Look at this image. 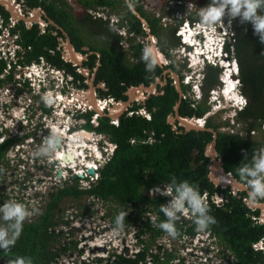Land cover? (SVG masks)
<instances>
[{
	"label": "flooded vegetation",
	"instance_id": "1",
	"mask_svg": "<svg viewBox=\"0 0 264 264\" xmlns=\"http://www.w3.org/2000/svg\"><path fill=\"white\" fill-rule=\"evenodd\" d=\"M4 1L14 6L20 17L14 19L6 4L0 3V120H4L5 127L7 128L9 123L13 124L12 122L26 118L25 125L20 126V129H25L29 122L36 119L38 125L42 124L41 127H36V131L40 129L38 132L41 131L44 135L53 130L60 132V143L55 153L64 152L63 156L72 154L65 150L74 149L77 142L82 143L81 148L86 153H91L90 161L98 164L97 179L94 181L97 183L101 171L117 147L116 143L111 142L109 137L101 132L105 123L118 128L121 122L127 119L145 120L141 138H131L129 143L159 145L166 135L158 132L155 122L162 119L169 128L170 138L189 136V166L192 171L204 166L205 177L213 187L208 190L195 186L207 202L209 214L215 218V223L210 225L209 229L199 232L195 228L194 217L186 210L185 215L182 214L176 223L192 225L194 229L193 235L185 236L180 241L181 250L187 252L198 246L194 256L202 255L205 260L214 257L216 264H245L243 262H247V251H244V260L238 261L228 243L227 235L220 234L217 223L221 220L229 221L227 212L223 211H226V207L234 199L247 209L245 218L250 220L252 226H264L261 210L247 206V202H250L248 186L240 179L237 171L239 167L250 163L254 153L264 147V121L250 118L241 122L237 119L238 114L245 109L247 101L244 107H235V117L228 116L231 120L217 121L215 114L218 110L226 113L224 104L227 100L224 93L227 84L225 78H220L223 70L218 68L215 86L210 82L206 83L204 74L197 76L193 68L188 67L184 49L177 37L173 36L174 33L172 37L178 48L172 56L171 49L161 46L159 41L161 39L158 34V20L153 30L152 17H148L141 7L135 6L137 2L144 6L145 0H38L52 5L54 10H63L64 19L52 8L34 7L29 0ZM136 25L139 26L137 31ZM27 34H35L36 38L30 42ZM150 36L155 38L157 53L161 55L159 58H163V62L151 72L146 70L145 62L141 59V50L149 43ZM41 40L45 45L39 52L34 45ZM207 46L210 48L209 53L217 52L216 45ZM179 49H182L183 54L179 53ZM229 49L231 51L228 58L225 54L221 55L223 62L232 60L233 49ZM176 54L181 60H185L184 66H187L186 72L191 73L190 76H184L176 66ZM229 76L233 84L240 87L238 69L232 74L229 73ZM131 91L133 99L130 101ZM42 95L51 96L53 103L46 106L41 100ZM231 95L230 102L233 103L234 97ZM169 96L174 100L171 111L161 117V113L167 108L165 99ZM208 97L212 108L217 109L215 113L209 110ZM92 102L99 112L93 109ZM123 103L126 106L120 108ZM236 103L241 105V101ZM227 105L233 111L228 101ZM110 114L116 115L115 118H110ZM182 120L195 123L201 130H186L185 126L181 125ZM93 123L96 124L94 128ZM8 134L6 129L0 133V138L4 141L1 145L4 146L9 140ZM29 134L30 137L26 134L21 138L13 137V141L9 140L11 143L20 141V152L26 161L16 165L0 161V192L7 187L16 190L18 186L21 187L22 172L19 166L23 162L26 164L24 168L35 169V174H31V177L34 176L32 180L36 187L45 178L47 171L46 177L52 179L56 174L61 175V172L58 173L55 169V160L47 162V169L42 171L43 178L39 176V166L33 168V165L29 164L31 159L34 162L45 159L34 157L33 153L40 147L41 139L31 138L32 133ZM85 135H88V138H85ZM74 139H77V142H72ZM83 139H87V142L84 143ZM210 146H213V161L245 189L216 186L209 180V169L212 166V159L208 157ZM93 152H97L99 157ZM55 153L50 156L53 157ZM68 183H71V180ZM163 185L167 184L157 186L163 188ZM149 191L150 189L145 192L149 197L165 199V204L170 200L168 196L150 195ZM53 192H49L48 198ZM36 195L38 196V193ZM252 203L264 205V200ZM116 207L119 213H132L128 212V209L132 208ZM157 219L156 215L151 214V227H156ZM127 228L129 227L125 229ZM164 237L168 236L163 235L158 239ZM151 239V234H148L145 245L150 248ZM251 250L254 252V260L264 264V234L252 242Z\"/></svg>",
	"mask_w": 264,
	"mask_h": 264
},
{
	"label": "trees",
	"instance_id": "2",
	"mask_svg": "<svg viewBox=\"0 0 264 264\" xmlns=\"http://www.w3.org/2000/svg\"><path fill=\"white\" fill-rule=\"evenodd\" d=\"M29 1L34 7L52 8V5H46L45 1ZM197 3L205 7L209 0H199ZM54 12H59L61 17L65 14L63 10L59 9L54 10ZM156 22L157 20H154L152 24L153 30ZM234 22L232 58L237 63L238 77L241 82L240 90L247 101L245 109L238 114L237 119L241 122L250 118H259L264 121V44H261L258 36L253 34L249 22L240 23L239 19ZM138 29L139 26L136 25L135 30ZM27 37H30V42L36 38L35 34L33 36L27 34ZM44 45L45 42L41 40L34 46L40 52ZM218 72V68L207 67L204 71L206 83L209 84L210 82L213 84L212 86H215ZM165 100L167 108L161 113V117L171 111L174 102L170 96ZM145 124L146 121L142 119H127L122 121L118 128L108 126L105 123L101 132L106 134L111 142L116 143L117 147L101 171L98 182L86 191H80L73 185H65L53 192L48 198L45 212L39 219L34 223L26 224L24 222L15 245L8 251H0V264H15L17 257L24 258L26 261L30 260L31 264H52L58 256L66 255L68 251L75 250L74 242H70V247L62 246L54 249L57 235L53 232H47L49 227L56 225L53 222L55 219L54 212L64 198L73 200L81 197L96 198L104 203L125 207V209L132 208L134 212L125 216L123 228L140 226L138 235L151 234L152 245L156 239L167 235L158 227V224L165 220L160 211V206L165 204V199L149 197L148 193L145 192L159 184L168 185L173 177L177 183L187 181L194 187L208 190L213 189V187L205 177L204 166L196 171H192L189 166L191 161L190 148L187 146L190 141L189 136L184 135L177 139L170 138L169 128L162 119L155 122L158 132L166 135L159 145H131L129 143L131 138L137 140L141 138ZM6 150L7 146H0V159ZM138 209H140L139 212ZM143 209L144 212H142ZM225 210L223 212H227L229 221H218L217 228L221 231L219 233L227 235L228 243L238 261L244 260V251H247L248 259L247 262L243 263L259 264L253 258L254 252L251 250V244L262 237L264 226H252L250 220L245 218V214L248 213L247 209L241 206L237 200L232 199ZM147 212L158 217L156 227H151L153 222L143 216ZM114 218L115 216L110 218L112 224H114ZM139 220L142 221L140 224H138ZM176 228L179 235L175 239L193 235L194 227L192 225L176 223ZM138 245V252L133 257H127L126 250L119 255L112 253L110 257L113 258V261L110 264H148V262L150 264H172L170 262L174 257L171 254L162 255L163 260H160L162 258L151 254L149 245H144L141 241ZM101 262L102 260H97V263Z\"/></svg>",
	"mask_w": 264,
	"mask_h": 264
},
{
	"label": "clouds",
	"instance_id": "3",
	"mask_svg": "<svg viewBox=\"0 0 264 264\" xmlns=\"http://www.w3.org/2000/svg\"><path fill=\"white\" fill-rule=\"evenodd\" d=\"M225 16L228 17L229 24L237 17H239L240 23L249 22L252 26L253 34L258 36L259 42L261 44H264V0H209L207 6L200 8L198 12V22L184 20L175 30V36L180 41L182 49H184L183 53H186V56L189 58L194 56L198 57L197 66L193 69L198 75L204 74V71L207 67H220V69L223 70L220 78L224 79L228 65L235 64L236 68L238 69L237 63L233 58L228 62H223L221 60V55L223 54H225L227 58L229 57L231 51L229 48H232L234 35V28L232 32L226 30L224 26L215 28V25L223 24L222 18ZM208 44L216 45L217 52L209 53L208 49L210 48L207 46ZM186 56L184 57L188 59ZM141 59L145 62L146 70L149 72H151L160 63L157 50L155 46L150 43L145 44L142 48ZM231 93L234 97V101L238 100L244 102L243 100L245 97L241 93L240 87H238L237 90V87L234 85ZM41 100L46 106L53 103L52 97L48 95H42ZM228 101V103L231 105L234 104V102H230V99ZM244 104H246V99ZM59 143L60 137L54 130L51 131L44 138L43 145L38 147L33 153L34 157L47 158L48 156L55 153ZM93 153L99 157L97 152ZM86 154V158L83 160V165H81V167L85 165H92V161L89 159V155H91V153L87 152ZM0 161L2 160L0 159ZM21 161L22 160L20 158L17 159L18 163ZM3 162L10 163V161ZM10 165H16V163H10ZM88 169H91L93 173L89 174ZM88 169L86 170V174L90 177H93L96 172L92 167ZM237 171L240 179L246 182L248 186V200L251 202L264 200V147L260 148L256 153H254L250 163H246L239 167ZM89 178L85 177L83 180L87 182L89 181ZM75 179L77 180L76 182ZM78 180V177L71 179V183H76L77 189ZM95 184L96 183H92L88 189H90ZM78 190L86 191L87 189ZM156 193L162 196L170 197V200L167 204L160 206V211L163 213L165 220L158 224V227L164 233H166L168 237L172 239L177 238L179 233L176 228V222L186 210L189 211L194 217L195 228L199 232L209 229L210 225L215 223V218L209 214L210 209L207 202L202 198V195L199 193V191L187 181H181L177 183L176 179L173 177L168 185H163V188L155 186L149 191L150 195ZM92 199L100 201L96 198ZM32 211L35 212L36 210L33 209ZM29 215V210L22 203L8 201L0 204V251H8L15 245V242L19 238L22 231L24 222L29 224L36 221L37 217L35 219L30 218L29 220H26ZM126 215V213L120 212L115 216L114 224H112L114 232H120L123 230ZM148 219L151 220V215ZM70 224L71 223H69V225ZM50 228L51 227L48 228L47 232H53L55 234V231H51ZM182 239L184 238L175 240L180 242ZM194 248L198 249V246ZM194 248H191L187 252L190 254H195ZM76 251H78V254H81V251ZM70 252L71 251H68L66 255L58 256L52 264H59L60 261L58 258H67L64 256H67ZM123 252L115 254L119 255ZM111 254L107 252V257L100 256V258H96L92 261H94L95 264H101L103 262H106V264L109 262L111 263L113 261V258L110 257ZM104 258L105 260H103ZM97 260H102V262L97 263ZM71 262L72 264H89V262H87V260L82 257H79L78 260H71ZM15 264H31V261H26L24 258L17 257Z\"/></svg>",
	"mask_w": 264,
	"mask_h": 264
},
{
	"label": "rangeland",
	"instance_id": "4",
	"mask_svg": "<svg viewBox=\"0 0 264 264\" xmlns=\"http://www.w3.org/2000/svg\"><path fill=\"white\" fill-rule=\"evenodd\" d=\"M57 1V0H56ZM199 0H145V5L142 6L141 4H138V2L135 4L136 7H141L142 11L146 12V15L148 17H152V20H158V34L161 40V46H167L168 49H171L170 54L174 56L176 48L175 41L172 37V32L174 33L173 36L176 37L175 35V30L176 28L179 27L180 23L183 22L184 20H188L190 22H198V12L202 5H199L197 3ZM62 2V1H61ZM167 2V3H166ZM68 3V2H64ZM70 3V2H69ZM166 3V4H165ZM201 6V7H200ZM239 19V18H238ZM237 18L233 19L231 23L229 24L228 17L225 16L222 18L223 24H218L215 25V28H220L221 26H224L226 30H229L230 32L233 31L234 25H235V20H238ZM213 27V26H212ZM211 27V28H212ZM149 43L155 45V38L153 36H150L149 38ZM173 44V45H171ZM156 50H158L156 48ZM179 53H182V49L178 50ZM158 54V53H157ZM183 54V53H182ZM158 56H161L158 54ZM178 56V57H177ZM186 56V53L184 54ZM187 57V56H186ZM187 64L188 67L194 68L192 62H197V60L193 61L192 58L187 57ZM163 58H160V62ZM191 60V62H190ZM174 61L176 63V66L178 69L181 70L184 76H190L191 73L186 72L187 71V66H184L186 64L185 60H181L180 56L176 54L174 57ZM192 63V64H191ZM196 73V71H195ZM197 74V73H196ZM198 76V74H197ZM201 77V75H200ZM237 86V90H238ZM210 96V95H209ZM219 96V95H218ZM244 102H241V105H238V108L240 106H244L245 104V99L243 100ZM207 105H209V110L212 111V113H215L216 108H212L210 105V99L208 97L207 99ZM225 107V112H219L218 110L215 114V117L217 118V121L220 122L223 119L226 120H231L229 119L228 116L230 117H235L236 112H235V107L233 108V111H231L230 106L227 105L226 103L224 104ZM223 107H221L222 109ZM227 109V110H226ZM36 120V119H35ZM32 120L31 122L28 123V127L25 129L21 130V133L17 136V138H21L22 136L28 134L30 137L31 135L29 134L30 128L32 126L36 127H41L42 124ZM38 127V128H39ZM84 140V141H83ZM82 141L85 143L87 139H83ZM72 142H77V140H72ZM87 142V141H86ZM90 142V141H88ZM20 145V141L14 143H11V141H6V144L4 146H7L9 148L11 145ZM3 146V145H0ZM89 147V146H88ZM51 156H48L47 158L43 159V161H39V176L43 178V170H46V164L49 162ZM11 157L7 156L5 153L1 157L2 161H11ZM41 160V159H40ZM78 168L80 169L81 166L79 163H77ZM19 170L22 172L20 173V176L22 177L21 187L18 186V189L15 193L17 196H21V194H25L28 183L31 181V174H35V169L30 170L25 168V171L19 168ZM48 175V171L45 175V177ZM15 177L17 176L16 174L14 175ZM17 178V177H16ZM45 181L41 180L40 185L38 188H40L39 195L38 197L36 196V191L32 193H28L27 195H30V199H25L22 201V204L26 206V208L29 210L30 215L26 220H29L30 218H36V221L39 219V217L45 212L47 203H48V192L55 191L57 189H61L65 185H73L77 188L76 183H68L69 179L68 177L65 179H60L59 182L56 183V186L51 190L50 185H48V182L46 179ZM64 180V181H63ZM94 180V177L89 179V181ZM84 184V183H83ZM36 187V186H35ZM45 189V190H43ZM2 190V189H1ZM16 190V189H14ZM89 190V189H87ZM35 209L36 211L33 212L32 210ZM140 209H138V212ZM128 212H132L133 214L134 210L128 209ZM144 212V209L143 211ZM55 219H53V222L56 223L54 227H51V231H55V234H57V240H56V245L54 249L60 248L62 246H70V242H74L76 245V250L81 251V254H78V251L74 250L71 251L67 256V258H62L59 257V263L63 264H71V260L74 259H79V257H82L89 262V264H95L94 259L100 258V256L107 257L106 254L107 252L109 254L111 253H119L123 251H127L126 253L127 257H130L134 251L138 249V244L141 241L144 245L146 243V240L148 238V235L140 236L138 235L140 232V226H135V227H129L127 229L123 228L122 231L116 233L114 236L116 237L113 241V246L114 247H103L100 246V250L96 248H92L94 243L101 242L102 238H95L94 234H89L88 229L84 232L85 229H82V226L85 228H92L96 225L99 227L101 226H109L108 228H112L111 223L109 222L110 218L116 216L119 213L118 208L113 205L112 203H107L103 204L100 201H96L92 198H87V197H81L79 199L73 200L71 198H64L60 204L58 209H55ZM184 214V213H183ZM185 215V214H184ZM143 216H147L149 218L150 214L147 212ZM188 219V217H187ZM35 221V222H36ZM85 222V223H84ZM142 221L139 220L138 224H140ZM34 223V222H33ZM69 223H71L69 225ZM88 235L90 238V242H86V238L84 235ZM138 235V237H137ZM187 243V242H186ZM182 243L178 242V240L172 239L170 237H164L161 239H158L154 242L153 245H151L150 252H152V255H156L159 258H162V255L166 254H171L174 259L172 261V264H216V258L211 259V260H205L204 256L201 255V257L194 256L192 253L190 254L189 252H186V250H181ZM197 249L194 248V253H196ZM188 251V250H187ZM105 260V258L103 259ZM232 260V258H231ZM233 261V260H232ZM110 263V262H109ZM108 263V264H109ZM101 264H106V262H103ZM233 264V263H230Z\"/></svg>",
	"mask_w": 264,
	"mask_h": 264
},
{
	"label": "built area",
	"instance_id": "5",
	"mask_svg": "<svg viewBox=\"0 0 264 264\" xmlns=\"http://www.w3.org/2000/svg\"><path fill=\"white\" fill-rule=\"evenodd\" d=\"M26 121H27L26 118H22L20 121L12 122L13 124H10L9 123V126H7L8 129H7L5 127L4 120H0V133H2V131L4 129H6V131L9 132V134H8L9 138L8 139L13 141L14 140L13 137L16 138L21 133L20 126L25 125ZM95 125L96 124L93 123V128H94ZM9 127H12V128H9ZM39 130L36 131V126H32L30 128V132L32 133V137L31 138L36 137V138L41 139L40 146H42L43 145V140H44V138L47 135H44V133H42L41 131L38 132ZM49 131H51V130H49ZM55 132L58 134V136L60 135V132L59 131H55ZM3 142H4L3 139L0 138V145ZM75 145L76 146H75L74 149H72V150H65L67 153L68 152H73L74 153V156H73V160H74V163L73 164H75L74 166H73V164H63L62 163V156H63L64 152H60V154L58 156H56V153H55L54 156L51 157L49 161L55 160V162H54L56 164L55 169H56V171L58 173L61 172V178L60 179H65V177L66 178L68 177V179L70 181L74 177H78V179H79L78 180V189L86 190V189H88L90 187V185L92 183H94L95 179H97V175L95 174L93 176L94 177V180L89 181V182H85L83 180V178H85V177H88L89 178L90 177V176H88L86 174V170L88 168L92 167L94 169V171L96 172L97 171L98 164L97 163H94V161H92V163H91L92 165H85V166H82L80 169H77L78 168L77 163H79L80 166L83 165V160L86 158V155L87 154L81 148V147H83V144L82 143L77 142ZM20 147H21V145H18V144L16 145L15 144V145H11L7 149V151H6L5 154L7 156H9V157L12 158L11 161H10V163L19 164L17 162V159L18 158H20L24 162L26 161L25 157H23L22 153L20 152ZM35 147L37 148L36 145H35ZM24 162L19 166V168L22 169V170H25V168H26V167L24 168V166L26 165ZM28 162H29L30 165H33V168H36V166H39L38 162H34V160H32V159L29 160ZM33 177H31V181H30V183H28V187H27V190H26L25 194H21V196L15 195V193H16L17 190H14L13 187L4 188L0 192V204H3V203L8 202V201H15V202L22 203L23 200H26V199H30L31 198L30 195H27L28 193H32V192H35V191H36V194L38 193V195H39L40 188L35 187V183L32 180ZM91 178L92 177H90L89 179H91ZM44 179L47 180L48 185H50V189L51 190L56 186V183L60 181V179L57 177V174L53 178L54 181L50 177H45ZM44 179H43V181H45ZM43 190H45V189H43ZM156 194H158V193H156ZM25 195H27L26 196V199L24 197ZM109 222L111 223L110 220H109ZM111 225H112V223H111ZM107 227H109V226H104V227L101 226V227H99L98 225H96V226H94L92 228H85L84 226H82V229H85L84 232L86 231V229H88V233L89 234H94L95 235L94 239L95 238H98V237L99 238H102V241L101 242L94 243L93 246H92V248L99 249L97 247H100V246H103V247H106L107 246V247L110 248L111 246H113L112 243H113L114 239L116 238L114 235L116 233H118V232H114L113 225H112V228H108V230H106ZM89 234L84 235V237L86 238V242H90V239L88 237ZM99 238L97 239V241L99 240ZM110 242H111V244H110ZM113 247H115V246H113ZM137 252H138V250L134 251V253H132L130 257H133V255L135 253H137ZM59 264H63V263H59ZM71 264H72V262H71ZM148 264H150V263L148 262Z\"/></svg>",
	"mask_w": 264,
	"mask_h": 264
},
{
	"label": "water",
	"instance_id": "6",
	"mask_svg": "<svg viewBox=\"0 0 264 264\" xmlns=\"http://www.w3.org/2000/svg\"><path fill=\"white\" fill-rule=\"evenodd\" d=\"M0 3L2 4H6V2L4 0H0ZM6 7L8 9V11L10 12V14L12 15V17L14 19H20V17L18 16L17 12H16V8L14 6H12L9 2L6 4ZM36 17V21L38 19V15L35 16ZM239 18V17H237ZM23 19V18H22ZM25 22H29L30 20H24ZM133 99L132 97V91L129 94V100L131 101ZM94 102L91 103V105L94 107L93 109L97 112H99V109L95 106V104L93 105ZM126 106V104H120V108H124ZM178 106V105H177ZM176 106V108H177ZM175 108V110H176ZM116 115L110 114V118H115ZM182 126H185L186 130H201V128H199L198 126H195L193 123L187 121L185 122L184 120L180 121ZM213 146L209 147V153H208V157L212 159V166L209 169V175L208 178L209 180L216 186H221V187H227V186H231L233 189L235 190H242L245 189L242 187V185L238 184L234 179H232L229 175H226L221 168L219 167L218 163H215L213 160V152H212ZM88 173L92 174L93 171L91 169H88ZM60 174H57V177L60 178L59 176ZM247 206L249 208H254V209H258L261 210L262 214L264 215V205H254L251 201L247 202Z\"/></svg>",
	"mask_w": 264,
	"mask_h": 264
},
{
	"label": "bare ground",
	"instance_id": "7",
	"mask_svg": "<svg viewBox=\"0 0 264 264\" xmlns=\"http://www.w3.org/2000/svg\"><path fill=\"white\" fill-rule=\"evenodd\" d=\"M192 60L193 61H195V60H197V62H192L191 64L193 65V67L195 68L196 66H197V63H198V57L197 56H194V57H192ZM230 66H232V67H230ZM234 66H235V68H234ZM193 68V69H194ZM236 72L237 71V68H236V65L235 64H231V65H228L227 66V70H226V72H225V83L227 84V86L225 87V93H224V95H225V97H226V100L228 101L229 99H230V95H231V90L233 89V87H234V84H233V81L231 80V77L229 76V73H233V72ZM229 79V80H228ZM227 101H226V103H227ZM229 102V101H228ZM232 102V101H231ZM235 103L232 105V108H234V107H236V106H238L239 105V103H236V102H238V100H236V101H234ZM93 105H94V103H93ZM74 138V137H73ZM75 138H77V137H75ZM85 138H88V135H85ZM75 140V139H74ZM77 140V139H76ZM94 147H92V149H93ZM60 153H56V156H58ZM73 156H74V153L72 152V154L70 153V154H68V155H65V156H63L62 157V163L63 164H73L74 163V160H73ZM84 164H85V162H84ZM75 164H73V166H74Z\"/></svg>",
	"mask_w": 264,
	"mask_h": 264
}]
</instances>
